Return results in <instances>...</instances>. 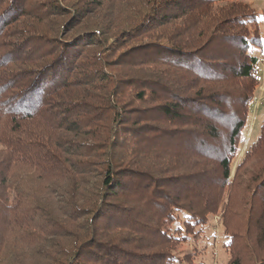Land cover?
Segmentation results:
<instances>
[{"label":"trees","instance_id":"trees-1","mask_svg":"<svg viewBox=\"0 0 264 264\" xmlns=\"http://www.w3.org/2000/svg\"><path fill=\"white\" fill-rule=\"evenodd\" d=\"M261 44L244 0H0V264H205L220 209L264 264Z\"/></svg>","mask_w":264,"mask_h":264},{"label":"rangeland","instance_id":"rangeland-1","mask_svg":"<svg viewBox=\"0 0 264 264\" xmlns=\"http://www.w3.org/2000/svg\"><path fill=\"white\" fill-rule=\"evenodd\" d=\"M248 3L251 8L257 13V22H258V31L261 36L262 44L260 47H252L249 50V54L257 58V75L258 80L256 81L254 87V101L252 105L253 112L250 115L248 120V126L246 131L243 134V142H241L240 151L235 159V162L231 170V178L234 174V168L236 167L238 161L242 157V154L249 143L250 140H254L258 133V126L263 117L262 112L257 115V108L264 103V0H244ZM221 4V3H219ZM263 109V108H262ZM74 135V134H73ZM76 139L80 141V136L76 135ZM83 139V137H82ZM264 139V137H263ZM100 158V157H98ZM97 158H93L91 161ZM238 220V221H237ZM234 220L233 224L235 227L240 226V218ZM211 225L206 229L207 238L204 239L206 248H204V254L202 255V260L205 264H220L226 262L230 258V252L225 250L222 246L223 237L221 235L222 229V218H221V209L217 214H214L211 217ZM232 222V221H231ZM230 222V223H231ZM238 222V223H237ZM191 248L189 242L178 244L175 247V250L182 252L181 254L188 252Z\"/></svg>","mask_w":264,"mask_h":264}]
</instances>
